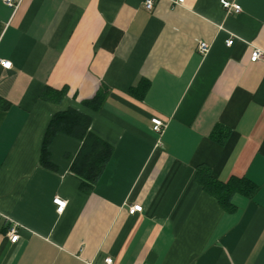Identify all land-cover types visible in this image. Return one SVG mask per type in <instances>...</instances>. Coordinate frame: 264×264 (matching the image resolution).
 Masks as SVG:
<instances>
[{"label": "crops", "instance_id": "1", "mask_svg": "<svg viewBox=\"0 0 264 264\" xmlns=\"http://www.w3.org/2000/svg\"><path fill=\"white\" fill-rule=\"evenodd\" d=\"M16 1L0 0L11 61L0 64V264H264V58L250 60L264 52V0H228L238 13L220 0ZM68 108L112 147L86 187L70 169L79 139L57 134L53 167L39 161L50 119ZM201 166L257 189L224 208L197 181Z\"/></svg>", "mask_w": 264, "mask_h": 264}, {"label": "trees", "instance_id": "2", "mask_svg": "<svg viewBox=\"0 0 264 264\" xmlns=\"http://www.w3.org/2000/svg\"><path fill=\"white\" fill-rule=\"evenodd\" d=\"M53 94L61 93L46 89L42 96L48 97V92ZM49 92V93H50ZM103 95L97 92L96 95L86 102L90 109H98L102 104ZM4 106L0 98V107ZM90 117L78 110L68 108L67 110L55 113L49 121L44 134L41 152L40 164L46 168H52L50 161V144L53 138L59 134H66L75 137L81 141L80 149L72 161L71 171L81 179L82 186L91 185L97 181L102 173L108 159L112 153V147L102 141L89 130ZM224 130L216 126L211 137L220 143L225 140ZM197 181L204 190L213 195L224 208H230L231 197L234 193L252 196L257 186L247 178H231L228 182H220L213 178L206 167H199L196 173Z\"/></svg>", "mask_w": 264, "mask_h": 264}, {"label": "built area", "instance_id": "3", "mask_svg": "<svg viewBox=\"0 0 264 264\" xmlns=\"http://www.w3.org/2000/svg\"><path fill=\"white\" fill-rule=\"evenodd\" d=\"M5 4L12 7L16 8L18 1L16 0H4ZM184 0H174V3L176 4H183ZM154 0H144L143 5L146 9L150 10L153 7ZM221 6L227 10L228 12H235L238 13L241 11V6L238 3L235 2H230L228 0H220ZM233 42V39H228L226 41V45H231ZM197 50L201 54H205L209 50V44L206 42H199L197 45ZM264 58V52L261 51L258 48H255L250 56L251 61H257L260 59ZM0 64L3 68H10L11 67V61L10 60H5V59H0ZM151 123H152V129L157 132L161 133L164 128L166 127V122L162 120L159 117H153L151 118ZM52 202L56 206V212L61 213L62 210L65 207V200L59 198L58 196H55L52 200ZM142 210V206L139 204L132 205L129 207L128 211L130 214H134L135 212H140ZM20 226L15 223V222H10V224L7 227L6 230V235L11 243H15L19 240V228ZM112 262V258L107 257L105 258V264H110Z\"/></svg>", "mask_w": 264, "mask_h": 264}]
</instances>
